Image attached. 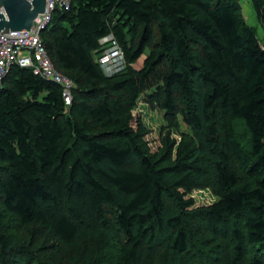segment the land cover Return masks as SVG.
Returning a JSON list of instances; mask_svg holds the SVG:
<instances>
[{"label": "trees", "instance_id": "1", "mask_svg": "<svg viewBox=\"0 0 264 264\" xmlns=\"http://www.w3.org/2000/svg\"><path fill=\"white\" fill-rule=\"evenodd\" d=\"M41 38L72 103L32 68L2 82L0 264H264V42L241 2L73 0Z\"/></svg>", "mask_w": 264, "mask_h": 264}, {"label": "built area", "instance_id": "2", "mask_svg": "<svg viewBox=\"0 0 264 264\" xmlns=\"http://www.w3.org/2000/svg\"><path fill=\"white\" fill-rule=\"evenodd\" d=\"M32 2L33 0H27ZM46 9L35 20L34 29L21 32H0V87L13 65L32 68L35 74L58 83L63 88V97L67 106L72 103L74 83L60 73L54 66L42 41V33L49 27L56 11L67 12L72 8L73 0H45ZM0 13H4L0 9ZM3 33V34H2ZM101 43L108 46L98 57L99 63L107 75H113L125 67V57L113 35L104 38Z\"/></svg>", "mask_w": 264, "mask_h": 264}, {"label": "rangeland", "instance_id": "3", "mask_svg": "<svg viewBox=\"0 0 264 264\" xmlns=\"http://www.w3.org/2000/svg\"><path fill=\"white\" fill-rule=\"evenodd\" d=\"M241 5L247 23L250 26L256 28L259 38L261 39V41L264 42V29L262 27V24L259 22L256 13L252 7V1L245 0V2H243V4L241 3ZM143 60L144 58H142L140 64L137 65L138 67L139 65H143ZM135 114L137 115V117L142 116L145 123L151 129V134L148 135L147 141L150 143V147L153 152L158 151L159 148L162 146L163 139V135L161 133V128L164 124L162 114L159 111H152L148 108V106H145L144 100L140 102L137 110L135 111ZM183 130L187 131L184 127ZM173 137L177 139V141L180 140L179 136L173 135ZM191 196L196 200L197 207H206L216 201L215 195L209 189H196L192 192Z\"/></svg>", "mask_w": 264, "mask_h": 264}, {"label": "water", "instance_id": "4", "mask_svg": "<svg viewBox=\"0 0 264 264\" xmlns=\"http://www.w3.org/2000/svg\"><path fill=\"white\" fill-rule=\"evenodd\" d=\"M0 32H21L34 29L35 20L46 9L45 0H0ZM2 33V34H3Z\"/></svg>", "mask_w": 264, "mask_h": 264}, {"label": "crops", "instance_id": "5", "mask_svg": "<svg viewBox=\"0 0 264 264\" xmlns=\"http://www.w3.org/2000/svg\"><path fill=\"white\" fill-rule=\"evenodd\" d=\"M247 1V0H246ZM240 2L243 4V2H245V0H240ZM247 3V2H246ZM144 59H145V57H143ZM142 60V58L139 60V62L135 65V67L136 68H138V69H140V68H142V66L141 65H139V67L137 66L138 64H140V61ZM143 63H144V60H143ZM141 66V67H140Z\"/></svg>", "mask_w": 264, "mask_h": 264}]
</instances>
